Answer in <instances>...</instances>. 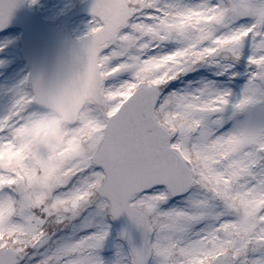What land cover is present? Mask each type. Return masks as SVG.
I'll use <instances>...</instances> for the list:
<instances>
[{
	"label": "snow or ice",
	"instance_id": "1",
	"mask_svg": "<svg viewBox=\"0 0 264 264\" xmlns=\"http://www.w3.org/2000/svg\"><path fill=\"white\" fill-rule=\"evenodd\" d=\"M90 11L0 89V264H105L109 214L111 264H264V0Z\"/></svg>",
	"mask_w": 264,
	"mask_h": 264
},
{
	"label": "rangeland",
	"instance_id": "2",
	"mask_svg": "<svg viewBox=\"0 0 264 264\" xmlns=\"http://www.w3.org/2000/svg\"><path fill=\"white\" fill-rule=\"evenodd\" d=\"M86 0H25L26 6L40 13L49 22L59 23L61 16L78 7ZM92 16L82 15L75 17L70 23V31L73 37L77 38L88 30L89 21ZM21 29H12L0 34V89L6 88L14 81L25 75L23 69L24 61L21 54L20 38ZM21 49V50H20ZM23 65V66H22ZM106 223L110 225L109 235L104 241L103 247L99 250L104 258L105 264H111L117 252V245L128 249L126 242L115 229L114 220L111 214L105 217ZM113 224V225H112Z\"/></svg>",
	"mask_w": 264,
	"mask_h": 264
},
{
	"label": "water",
	"instance_id": "3",
	"mask_svg": "<svg viewBox=\"0 0 264 264\" xmlns=\"http://www.w3.org/2000/svg\"><path fill=\"white\" fill-rule=\"evenodd\" d=\"M92 4L93 0H88L81 7L65 14L61 20V25L56 27L55 25L47 24L41 19L40 15L28 12L23 5V0H18L9 24L5 28L0 29V31L13 26L24 27L26 32L24 46L33 67L38 64L48 63L60 51L75 41L68 29L69 23L73 17L79 14H91ZM116 220L121 232L129 229L135 242H140V234L131 224L127 214H122Z\"/></svg>",
	"mask_w": 264,
	"mask_h": 264
}]
</instances>
